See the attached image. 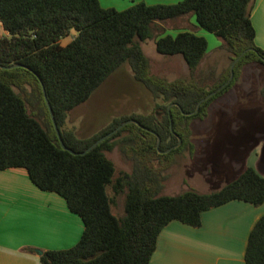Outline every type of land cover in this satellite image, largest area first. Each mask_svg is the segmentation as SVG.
I'll return each instance as SVG.
<instances>
[{
  "label": "trees",
  "instance_id": "16d2710c",
  "mask_svg": "<svg viewBox=\"0 0 264 264\" xmlns=\"http://www.w3.org/2000/svg\"><path fill=\"white\" fill-rule=\"evenodd\" d=\"M253 2H138L118 11L103 8L99 0H0V24L7 33L0 37V66L20 65L10 70L0 68V171L25 169L38 189L62 197L84 224L83 235L74 247L41 251L40 264H150L158 237L169 223L178 221L199 228L202 213L211 209L233 201L264 204V177L249 166L218 191L191 189L175 196L162 195L166 177L154 166L164 157L160 152L171 149L166 159L185 149L193 155L191 121L206 116L213 100L229 91L235 80L214 96L209 95L228 78L210 90L195 80L194 74L208 52L203 36L185 31L175 36L157 34L155 38L159 54L182 56L190 71L189 81H167L153 75L151 61L140 43L154 36L156 23L192 15L198 28L223 41L233 62L241 57L235 74L249 62L264 65V50L255 43ZM71 32L72 40L62 45L61 40ZM124 65L155 101L165 102L156 105L163 116L116 117L87 138L66 130L69 113ZM46 100L64 144L75 152L85 151L128 120L140 126L127 124L88 154L74 156L62 148ZM199 103L198 112L187 115ZM115 149L132 165L130 173L116 179V168L107 156ZM108 187L116 197H125L122 216L112 211L115 201ZM245 262L264 264V216L251 231Z\"/></svg>",
  "mask_w": 264,
  "mask_h": 264
},
{
  "label": "rangeland",
  "instance_id": "374dc122",
  "mask_svg": "<svg viewBox=\"0 0 264 264\" xmlns=\"http://www.w3.org/2000/svg\"><path fill=\"white\" fill-rule=\"evenodd\" d=\"M175 1L174 4L179 2ZM99 2L103 8L122 11L143 0H99ZM144 2L148 5H156L165 1L145 0ZM153 30L154 36L151 39L140 42L145 55L151 61L150 68L153 75L167 81L190 80V71L182 56L161 55L156 51L155 45L157 34L175 36L179 32L186 31L205 36L208 43L209 52L197 68L194 74L195 80L210 90L215 83L228 78L223 83L224 86L231 78V67L237 59L232 61L233 56L226 50L221 39L198 28L194 16L186 15L156 23ZM73 36L74 32H71L61 40V44L66 45ZM228 71L230 77L227 75ZM237 71L236 74L233 72V79L226 84L228 86L235 80L230 90L213 100L206 116L191 121L194 154L190 155L189 150L185 149L166 159L164 157L171 150L160 152L164 157L160 165L155 163L154 166L160 167L166 177L162 195L175 196L191 189L199 193L218 191L236 179L246 166L254 168L264 177V116L262 114L264 65L249 62ZM219 89L222 90L221 87ZM219 89L216 91L219 92ZM163 103L165 102L162 99L155 101L152 95L135 80L130 67L124 65L110 75L85 103L69 113L65 129L74 131L80 138H87L100 131L114 118L123 115L155 113L161 118L163 112L156 110V105ZM107 156L116 168L114 179L131 172V162L117 149ZM107 192L115 201L112 205L113 213L122 216L125 197H116L112 187H108Z\"/></svg>",
  "mask_w": 264,
  "mask_h": 264
},
{
  "label": "crops",
  "instance_id": "0c3cea01",
  "mask_svg": "<svg viewBox=\"0 0 264 264\" xmlns=\"http://www.w3.org/2000/svg\"><path fill=\"white\" fill-rule=\"evenodd\" d=\"M251 20L264 50V0H254ZM262 216L264 204L233 201L202 213L199 228L173 221L160 233L150 264H246L249 236ZM83 232L66 201L38 189L25 169L0 171V264H40L39 252L69 249Z\"/></svg>",
  "mask_w": 264,
  "mask_h": 264
},
{
  "label": "water",
  "instance_id": "95a60500",
  "mask_svg": "<svg viewBox=\"0 0 264 264\" xmlns=\"http://www.w3.org/2000/svg\"><path fill=\"white\" fill-rule=\"evenodd\" d=\"M238 60H239V59H237V60L233 63V65H232V67H231V78L228 80V82H227L226 84H228V83L233 79V72H234L233 68H234V65L236 64V62H237ZM17 67H20V65H17V66H11V67H3V66H0L1 69H5V70L14 69V68H17ZM226 84H225L224 86H222L221 89L224 88V87L226 86ZM42 89H43V92H44V94H45V89H44L43 85H42ZM219 90H220V89H219ZM217 92H218V91L213 92V93H211V95H209V96H212V95L216 94ZM202 102H203V101H202ZM202 102H201V103H202ZM46 103H47V106H48V110H49V113H50L51 120H52V122H53V126H54V128H55V131H56V133H57V137H58V139H59V142H60L62 148H63L64 150L68 151L69 153H71V154L74 155V156H84V155L88 154V153L91 152L95 147H97L101 142H103L104 140L110 138L113 134H115L116 132H118L123 126H125V125H127V124L134 123V124L140 126V124H139L137 121H135V120H128V121H126L125 123H123L121 126H119L117 129H115L113 132H111V133H109V134H107V135L101 137L99 140H97L95 143H93L90 147H88L85 151H82V152H75V151H73L72 149H69V148L64 144V142H63V140H62V137H61L60 130H59V128H58V126H57V123H56V121H55V117H54V114H53L52 108H51V106H50L48 100H46ZM201 103H199L197 109H196L193 113H190V114H187V115H193V114L197 113L198 110H199V106H200ZM170 107H171V106H170ZM170 107H169V108H170ZM171 129H172V122H171ZM160 143H161V139L158 138V141H157V147L160 146ZM180 143H181V141H179V144H180ZM170 150H171V149H170ZM170 150H168V152H169ZM39 254H40V252H39Z\"/></svg>",
  "mask_w": 264,
  "mask_h": 264
}]
</instances>
